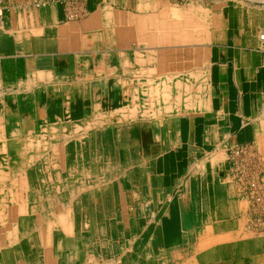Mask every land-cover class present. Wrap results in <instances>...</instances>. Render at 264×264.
Listing matches in <instances>:
<instances>
[{
    "label": "crops",
    "instance_id": "crops-1",
    "mask_svg": "<svg viewBox=\"0 0 264 264\" xmlns=\"http://www.w3.org/2000/svg\"><path fill=\"white\" fill-rule=\"evenodd\" d=\"M65 1L0 0V264H264V0Z\"/></svg>",
    "mask_w": 264,
    "mask_h": 264
},
{
    "label": "built area",
    "instance_id": "built-area-1",
    "mask_svg": "<svg viewBox=\"0 0 264 264\" xmlns=\"http://www.w3.org/2000/svg\"><path fill=\"white\" fill-rule=\"evenodd\" d=\"M84 0H66L64 13L67 21H76L83 16ZM259 39L264 41V35ZM226 177L231 180L236 192L247 204L246 228L256 234H264V154L246 146L229 150Z\"/></svg>",
    "mask_w": 264,
    "mask_h": 264
},
{
    "label": "rangeland",
    "instance_id": "rangeland-1",
    "mask_svg": "<svg viewBox=\"0 0 264 264\" xmlns=\"http://www.w3.org/2000/svg\"><path fill=\"white\" fill-rule=\"evenodd\" d=\"M3 137H6V136H2V135H0V142H1V139L3 138ZM10 137V136H9ZM49 137H51V136H47V141L48 142H53L54 141V139H52V138H50L49 139ZM28 138V140L26 141L27 142V144H28V141L30 140L31 141V143H35L36 142V140H37V138H38V136H28L27 137ZM16 140V139H15ZM23 141V140H22ZM31 143H30V146H31ZM23 144H25V142H12V146L14 147V149L17 151V152H20V151H22V150H24V147H22V145ZM26 145V144H25ZM27 146V145H26ZM30 148V147H29ZM10 149L11 148H8L7 149V153L10 155ZM12 150H13V148H12ZM20 150V151H19ZM26 150H28L27 148H26ZM25 150V151H26ZM6 152H5V155H7L6 156V158H5V156H4V154H1L0 153V189H4V187H6L7 186V183H6V178L4 177V175H6L7 173V157H8V154H7ZM16 154H15V152H14V154H13V158L15 159V160H18L19 158L16 156ZM3 177H4V179H3ZM0 194H5L4 192H0ZM2 196V195H1ZM4 216V217H3ZM16 219V218H15ZM7 220H8V215L7 214H2V210L0 211V238H3L4 236H6L7 235V232L6 231H8L7 230V228H8V226L10 225H8L7 223H9V222H7ZM7 225V226H6ZM5 264V263H4Z\"/></svg>",
    "mask_w": 264,
    "mask_h": 264
}]
</instances>
